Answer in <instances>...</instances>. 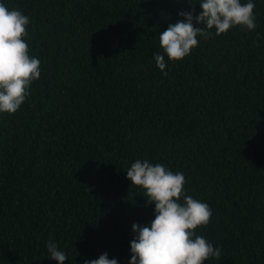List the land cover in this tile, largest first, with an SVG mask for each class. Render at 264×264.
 Wrapping results in <instances>:
<instances>
[{
	"label": "trees",
	"instance_id": "16d2710c",
	"mask_svg": "<svg viewBox=\"0 0 264 264\" xmlns=\"http://www.w3.org/2000/svg\"><path fill=\"white\" fill-rule=\"evenodd\" d=\"M0 2L29 17L41 61L19 110L0 113V264H59L49 241L64 264H130L132 225L155 218L127 178L138 159L182 172L184 195L210 205L195 232L221 257L204 264H264V0L254 30L213 29L178 61L159 34L188 0Z\"/></svg>",
	"mask_w": 264,
	"mask_h": 264
},
{
	"label": "clouds",
	"instance_id": "9594fccd",
	"mask_svg": "<svg viewBox=\"0 0 264 264\" xmlns=\"http://www.w3.org/2000/svg\"><path fill=\"white\" fill-rule=\"evenodd\" d=\"M191 11L181 10L176 23L169 24L159 34L163 53L171 61H178L198 46V36L211 38V30L219 36L231 27L256 28L253 0H188ZM202 9L196 13L195 4ZM29 17L21 10L0 2V113L13 114L24 103L33 81L41 76V61L29 55ZM156 53L159 69L166 68L165 55ZM167 75V72H164ZM132 185L145 190L148 204H155V218L146 225H132L137 235L130 242V264H204L210 257L220 259L221 249L214 247L195 229L210 223L212 209L209 204L184 195L186 178L182 172H173L162 164L136 160L126 170ZM183 196V203L180 202ZM50 258L64 264L68 259L56 243H47ZM84 264H118L105 252L98 259Z\"/></svg>",
	"mask_w": 264,
	"mask_h": 264
}]
</instances>
